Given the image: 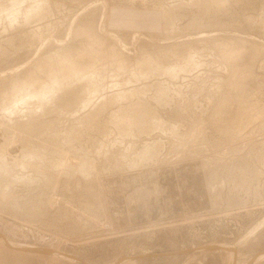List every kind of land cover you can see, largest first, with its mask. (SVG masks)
Segmentation results:
<instances>
[{"label": "rangeland", "instance_id": "rangeland-1", "mask_svg": "<svg viewBox=\"0 0 264 264\" xmlns=\"http://www.w3.org/2000/svg\"><path fill=\"white\" fill-rule=\"evenodd\" d=\"M0 4V264H264V0Z\"/></svg>", "mask_w": 264, "mask_h": 264}, {"label": "bare ground", "instance_id": "bare-ground-1", "mask_svg": "<svg viewBox=\"0 0 264 264\" xmlns=\"http://www.w3.org/2000/svg\"><path fill=\"white\" fill-rule=\"evenodd\" d=\"M33 2V1H32ZM35 3V2H34ZM33 3V4H34ZM35 4H37V3H35ZM35 4L33 5V6H35ZM1 5V4H0ZM32 7V6H31ZM36 7V6H35ZM4 9V8H3ZM31 9V8H30ZM34 9V8H33ZM1 11V10H0ZM4 11V10H3ZM14 11V10H13ZM30 11H34V10H30ZM29 11V12H30ZM2 12V11H1ZM5 12V11H4ZM12 12V11H11ZM6 13V12H5ZM32 13V12H31ZM6 14H8V12L6 13ZM10 14V13H9ZM11 14H13V13H11ZM33 14V13H32ZM4 15V14H3ZM13 15H15V14H13ZM17 16V15H16ZM13 17V16H12ZM12 19V18H11ZM9 20H10V18H9ZM15 21V20H14ZM172 71V70H171ZM167 73V72H166ZM175 73V72H174ZM114 74V73H113ZM19 84V83H18ZM55 84V83H54ZM21 85V84H20ZM27 85V84H26ZM56 85V84H55ZM22 87H19L20 88V91H21V88H23V90H24V88H27L26 86L25 87H23V85H21ZM52 87L54 88V86L52 85ZM47 88V87H46ZM52 88V89H53ZM17 89V88H16ZM45 89V88H44ZM44 89H43V91H44ZM47 90H48V88H47ZM46 90V92H43L45 95L47 94V93H49L50 91H52V93H54L55 91H53V90H51L50 89V91H47ZM35 91V90H34ZM34 91H32L33 93H35ZM42 91V90H41ZM22 92V91H21ZM28 92V91H27ZM17 93V92H16ZM18 93H19V91H18ZM25 93V92H24ZM30 95L31 94H33V93H30V92H28ZM36 93H37V91H36ZM43 93H41V96L43 97ZM22 94V93H21ZM27 94V93H26ZM43 94V95H42ZM50 94H51V92H50ZM55 94V93H54ZM53 94V95H54ZM17 95V94H16ZM30 95L28 96V94H27V96L26 97H30ZM36 95V94H35ZM34 94L33 95H31V97H34L35 96ZM44 95V96H45ZM48 95V94H47ZM23 96V95H22ZM22 96H21V98H22ZM24 96H25V94H24ZM40 96V95H39ZM35 97H38V94L35 96ZM35 97L33 98V99H35ZM48 98H49V95L47 96ZM53 97V96H52ZM52 97H51V99H52ZM19 99V97H18V100H23V101H29V100H31L30 98L28 99H26V98H24V99ZM41 98V97H40ZM11 100V99H10ZM17 100V99H16ZM17 100V101H18ZM40 100V99H39ZM20 101H18L19 103H20ZM22 101V102H23ZM44 101H45V99H44ZM43 101V102H44ZM47 101H48V99H47ZM13 102H15L14 100H13ZM13 102H11V103H13ZM10 103V104H11ZM18 103V104H19ZM27 103V102H26ZM25 103V104H26ZM42 103V102H41ZM14 104V103H13ZM17 103H16V105H18ZM31 104V103H30ZM16 105L14 104V106H15V109H13V107H11V105H10V107L9 108H12V110H14V112H15V110L16 109H19L20 108V106L18 105L17 107H16ZM26 106V105H25ZM19 107V108H18ZM8 109V108H7ZM10 110V109H9ZM9 110H7V112L9 111ZM13 113V111H9V113ZM6 113V112H5ZM34 114V113H33ZM21 133V132H20ZM28 143V142H27ZM31 150V149H30ZM28 155V154H27ZM36 158V157H35ZM1 160V159H0ZM3 160V159H2ZM2 163L4 162V161H1ZM2 163H1V165H2ZM4 165V164H3ZM86 165V164H85ZM88 165V164H87ZM1 167V166H0ZM85 167V166H84ZM86 169V168H85ZM6 171V170H5ZM230 248H232V247H230ZM229 248V249H230ZM13 249H15V250H18V251H22V252H27V253H41V254H48V255H55V256H58V257H62V258H66V259H68V260H71V261H73V262H75V263H77V264H85V263H83V262H81L80 260H78V259H76V258H74V257H72V256H69V255H66V254H62V253H59V252H56V251H52V250H47V249H41V248H21V247H13ZM233 249V248H232ZM234 250V249H233ZM121 261H124L123 259H121ZM120 262V261H119Z\"/></svg>", "mask_w": 264, "mask_h": 264}, {"label": "water", "instance_id": "water-1", "mask_svg": "<svg viewBox=\"0 0 264 264\" xmlns=\"http://www.w3.org/2000/svg\"><path fill=\"white\" fill-rule=\"evenodd\" d=\"M222 248H225V247H222V246H208L206 247V249H212V250H215V249H222Z\"/></svg>", "mask_w": 264, "mask_h": 264}, {"label": "crops", "instance_id": "crops-1", "mask_svg": "<svg viewBox=\"0 0 264 264\" xmlns=\"http://www.w3.org/2000/svg\"><path fill=\"white\" fill-rule=\"evenodd\" d=\"M226 245V244H225ZM209 246H219V245H215V244H211ZM220 246H223V244H221ZM228 248H222V249H218V250H221V251H226L227 253L229 252V250H227ZM214 251H217V250H214ZM150 256V255H148Z\"/></svg>", "mask_w": 264, "mask_h": 264}]
</instances>
